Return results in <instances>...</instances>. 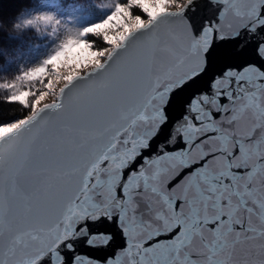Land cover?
Here are the masks:
<instances>
[{"label":"snow or ice","instance_id":"6c2138e0","mask_svg":"<svg viewBox=\"0 0 264 264\" xmlns=\"http://www.w3.org/2000/svg\"><path fill=\"white\" fill-rule=\"evenodd\" d=\"M95 7L0 83V264H264V0Z\"/></svg>","mask_w":264,"mask_h":264},{"label":"trees","instance_id":"16d2710c","mask_svg":"<svg viewBox=\"0 0 264 264\" xmlns=\"http://www.w3.org/2000/svg\"><path fill=\"white\" fill-rule=\"evenodd\" d=\"M109 0H0V83L10 80L21 66L37 63L54 47L55 41L44 26L25 25L34 13H55L64 24L82 26L98 18L95 5ZM124 2V0H121ZM91 39V38H90ZM98 47L102 46L99 43ZM0 89V101L6 95ZM27 114L19 105L0 104V120Z\"/></svg>","mask_w":264,"mask_h":264},{"label":"rangeland","instance_id":"374dc122","mask_svg":"<svg viewBox=\"0 0 264 264\" xmlns=\"http://www.w3.org/2000/svg\"><path fill=\"white\" fill-rule=\"evenodd\" d=\"M52 98H53V97L49 96V97L47 98V100L44 101V102H48V101H50V99H52Z\"/></svg>","mask_w":264,"mask_h":264}]
</instances>
